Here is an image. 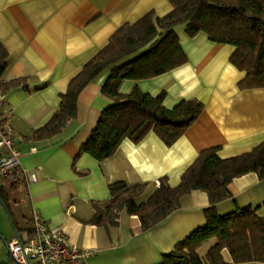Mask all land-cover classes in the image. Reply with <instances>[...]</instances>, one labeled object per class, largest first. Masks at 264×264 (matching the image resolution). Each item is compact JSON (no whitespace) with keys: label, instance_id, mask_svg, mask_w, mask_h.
<instances>
[{"label":"crops","instance_id":"1","mask_svg":"<svg viewBox=\"0 0 264 264\" xmlns=\"http://www.w3.org/2000/svg\"><path fill=\"white\" fill-rule=\"evenodd\" d=\"M172 11L169 0H0V43L9 54V67L0 83L24 81L3 93L6 105L1 117L13 131L22 167L38 177L34 183L26 178L18 184L0 182L23 241L33 235L32 212L38 210L50 227L66 232L72 245L94 252L86 264H162L179 243L207 225L208 195L194 191L183 197L179 210L144 232L139 217L126 211L119 213L117 226L92 223L94 205L111 198L109 186L148 184L137 199L144 203L162 179L178 187L201 152L219 148V157L228 159L264 143V89L241 90L239 84L246 73L230 62L236 48L213 43L204 33L191 39L186 25L176 29L189 59L186 65L153 79L125 81L120 90L126 95L139 87L154 97L165 92L164 105L169 109L182 100H199L205 105L195 125L172 147L152 132L139 144L125 140L102 162L85 154L75 163L102 112L114 105L101 93L114 66L83 90L77 119L62 134L41 141L31 139L59 111L60 96L71 80L122 26L134 24L150 12L164 17ZM229 188L233 197L217 205L221 216L264 203V180L256 173L235 179ZM9 225L0 207L2 264H13L7 244L18 237L16 226L13 236L5 233ZM217 242L204 244L200 256L205 258ZM223 257L235 264L228 250Z\"/></svg>","mask_w":264,"mask_h":264},{"label":"trees","instance_id":"2","mask_svg":"<svg viewBox=\"0 0 264 264\" xmlns=\"http://www.w3.org/2000/svg\"><path fill=\"white\" fill-rule=\"evenodd\" d=\"M169 1L173 11L168 15L159 17L150 12L134 24H125L111 37L109 44L71 80L67 92L60 96L59 111L33 134L32 140L41 141L62 134L67 125L77 119L83 90L114 66L101 91L114 105L102 112L75 163L85 154L102 162L113 156L125 140L139 144L152 132L172 147L195 125L205 105L199 100H182L169 109L164 105L165 92L154 97L139 87L126 95L120 90L125 81L153 79L188 63L176 33L183 25L187 26L186 34L191 39L204 33L213 43L236 48L230 62L246 73L239 84L241 90L264 89V0ZM131 56L134 57L125 61ZM8 67L9 54L0 43V80ZM22 85L23 80L1 82L0 93ZM218 152L219 148L201 152L178 187L173 188L166 178L162 179L160 187L144 203H138L137 199L145 194L148 184L128 186L119 182L110 185L111 198L94 205L96 215L92 223L117 226L119 213L126 211L139 217L141 229L146 232L179 210L183 197L202 191L208 195L210 203L205 210L207 225L179 243L164 257L162 264H228L223 257L224 250L229 251L235 264L264 263V215H260L264 203L225 216L217 210L218 204L233 197L229 187L235 179L256 173L264 180V143L249 153L228 159L220 158ZM0 199L10 211L9 198L1 184ZM10 214L12 216L11 211ZM214 239L217 244L205 258L201 257L199 249ZM11 262L15 264L12 259Z\"/></svg>","mask_w":264,"mask_h":264},{"label":"built area","instance_id":"3","mask_svg":"<svg viewBox=\"0 0 264 264\" xmlns=\"http://www.w3.org/2000/svg\"><path fill=\"white\" fill-rule=\"evenodd\" d=\"M6 95L0 93V182L20 183L23 179L36 182V174L22 167L21 152L11 128L2 121ZM33 235L26 241L17 237L8 243L15 264H86L93 251L71 244L66 232L50 227L38 210L32 212Z\"/></svg>","mask_w":264,"mask_h":264},{"label":"rangeland","instance_id":"4","mask_svg":"<svg viewBox=\"0 0 264 264\" xmlns=\"http://www.w3.org/2000/svg\"><path fill=\"white\" fill-rule=\"evenodd\" d=\"M0 207L4 210L5 214H6L7 217H8V220H9V222H10L9 230H8V231H5V233H6L8 236L11 237V236H13V233H15L14 228H13V226H12V224H11V221H10V218H9V216H8V214H7V212H6V210H5L4 207L2 206L1 202H0ZM260 215H264V211H261V212H260Z\"/></svg>","mask_w":264,"mask_h":264},{"label":"water","instance_id":"5","mask_svg":"<svg viewBox=\"0 0 264 264\" xmlns=\"http://www.w3.org/2000/svg\"><path fill=\"white\" fill-rule=\"evenodd\" d=\"M0 201H1V200H0ZM1 204H2V206L4 207V209L6 210L8 216H9V218H10L11 224H12V226H13V228H14L15 226H14L13 220H12V218H11V216H10V213H9L8 209H7L6 206L3 204L2 201H1ZM0 235H1V234H0ZM6 244H7V243H6ZM7 245H8V244H7Z\"/></svg>","mask_w":264,"mask_h":264}]
</instances>
